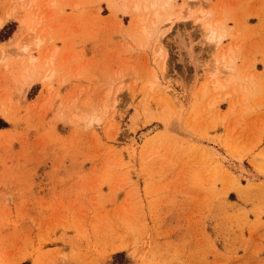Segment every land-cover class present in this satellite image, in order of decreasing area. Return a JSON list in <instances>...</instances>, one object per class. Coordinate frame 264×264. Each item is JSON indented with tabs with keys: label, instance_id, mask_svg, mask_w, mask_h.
Returning <instances> with one entry per match:
<instances>
[{
	"label": "rangeland",
	"instance_id": "obj_1",
	"mask_svg": "<svg viewBox=\"0 0 264 264\" xmlns=\"http://www.w3.org/2000/svg\"><path fill=\"white\" fill-rule=\"evenodd\" d=\"M0 264H264V0H0Z\"/></svg>",
	"mask_w": 264,
	"mask_h": 264
},
{
	"label": "crops",
	"instance_id": "obj_2",
	"mask_svg": "<svg viewBox=\"0 0 264 264\" xmlns=\"http://www.w3.org/2000/svg\"><path fill=\"white\" fill-rule=\"evenodd\" d=\"M244 22L246 23V27L252 29L253 32L257 29L259 24L262 23L261 20L258 21L256 18H247L244 20ZM257 23H258V25H257ZM256 67H257V70H261V68H259L258 65Z\"/></svg>",
	"mask_w": 264,
	"mask_h": 264
},
{
	"label": "bare ground",
	"instance_id": "obj_3",
	"mask_svg": "<svg viewBox=\"0 0 264 264\" xmlns=\"http://www.w3.org/2000/svg\"><path fill=\"white\" fill-rule=\"evenodd\" d=\"M36 44H37V43H36ZM38 44H39V42H38ZM24 50L26 51V50H27V47H25V48H24ZM226 68H228V69H229L230 67H229V66H227ZM170 93H171V92H170L169 90L167 91V88H166V90H165L164 94H165V95H167V96H169V95H170ZM170 96H171V95H170ZM147 134H149V132H148ZM145 135H146V134H145ZM142 136H143V134H142Z\"/></svg>",
	"mask_w": 264,
	"mask_h": 264
}]
</instances>
